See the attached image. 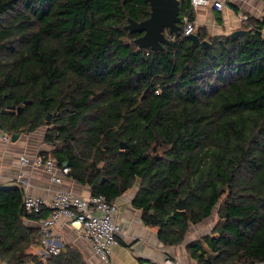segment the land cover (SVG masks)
<instances>
[{
  "label": "trees",
  "instance_id": "trees-1",
  "mask_svg": "<svg viewBox=\"0 0 264 264\" xmlns=\"http://www.w3.org/2000/svg\"><path fill=\"white\" fill-rule=\"evenodd\" d=\"M179 2V36L154 52L125 28L150 17L147 0H0V130L42 129L43 160L67 163L109 202L136 187L132 207L164 247L214 218L186 246L196 264H261L264 24L250 19L239 37L196 29L210 46L195 47L183 36L191 0ZM24 195L0 187V262L87 264L74 245L46 260L32 252L43 236L26 221L48 210L28 213Z\"/></svg>",
  "mask_w": 264,
  "mask_h": 264
},
{
  "label": "crops",
  "instance_id": "crops-1",
  "mask_svg": "<svg viewBox=\"0 0 264 264\" xmlns=\"http://www.w3.org/2000/svg\"><path fill=\"white\" fill-rule=\"evenodd\" d=\"M213 1H224L225 8L217 11L211 4L193 10L196 28L202 30L204 34L231 35L234 31L245 30L243 23L249 22L250 19L264 24V0H211ZM32 134L22 135L18 142L13 143L11 136L7 134L9 140H5L6 134L0 130V187H18L23 189L25 194L41 197L48 202L58 191H71L83 196L91 194L87 186L80 185L70 176L59 173L63 179L62 183L55 184L43 167L21 165L22 156L32 158L48 149L40 138L39 142L33 139ZM137 191L135 187L114 202L118 210L115 219L121 226L122 234L118 237L119 244L112 249L109 264H165L167 256H172L180 264H196L186 253V246L193 241L190 233L187 236L189 242L186 240L181 246L167 248L159 242L157 230L143 224L140 211L132 207ZM47 213L48 217L50 211ZM26 223L41 230L38 222L27 220ZM211 225V222H205L198 225L196 230L200 231L204 227L207 231ZM40 233L43 234L42 230ZM49 233L62 246L65 244L76 246L87 264H105L95 255L91 243L83 233L75 230L65 219H61ZM34 248L33 251H36ZM42 249L41 247L38 251L42 252Z\"/></svg>",
  "mask_w": 264,
  "mask_h": 264
},
{
  "label": "built area",
  "instance_id": "built-area-1",
  "mask_svg": "<svg viewBox=\"0 0 264 264\" xmlns=\"http://www.w3.org/2000/svg\"><path fill=\"white\" fill-rule=\"evenodd\" d=\"M211 4L217 11H222L225 8L224 1L191 0L192 10L208 7ZM183 21V36L188 37L195 34L197 22L195 20L190 21L189 17H185ZM5 140H9L7 134ZM20 163L23 167H43L55 184L62 183L63 179L60 174L69 176L71 172L68 166L59 168L53 159L44 161L40 153L32 158L26 155L22 156ZM114 202H109L104 195L89 194L83 196L71 191L56 192L50 202L41 197L25 194L23 205L28 213L41 215L45 210L50 211L48 217L38 221L43 233L42 260H46L51 255L60 254L63 246L59 244L58 240L51 237L49 230L61 219H65L75 230L82 232L83 236L89 240L95 255L105 264H109L112 249L119 244L118 237L122 234L121 226L115 219L118 210ZM165 264L180 263L172 256H167Z\"/></svg>",
  "mask_w": 264,
  "mask_h": 264
},
{
  "label": "water",
  "instance_id": "water-1",
  "mask_svg": "<svg viewBox=\"0 0 264 264\" xmlns=\"http://www.w3.org/2000/svg\"><path fill=\"white\" fill-rule=\"evenodd\" d=\"M150 4V17L143 22L129 20L125 27L131 34H140L141 36L135 40V44L140 49H150L151 51H163L165 46L170 45L172 36H179L182 19L180 17V2L179 0H147ZM168 31V33H166ZM247 33L245 30L234 31L231 36L239 37ZM195 47L207 48L210 46L208 41L200 40L197 34L188 36ZM31 101H26L25 105H30ZM10 110H16L19 114L22 113L23 107L16 108L12 106ZM3 113H7L5 110ZM51 120V115L47 116V121ZM7 134V131H4ZM21 133L11 135V142L16 143L21 138ZM121 148H127L126 143H121ZM67 166V163L65 164ZM104 181V180H103ZM179 211L187 209V199H180L177 202Z\"/></svg>",
  "mask_w": 264,
  "mask_h": 264
},
{
  "label": "rangeland",
  "instance_id": "rangeland-1",
  "mask_svg": "<svg viewBox=\"0 0 264 264\" xmlns=\"http://www.w3.org/2000/svg\"><path fill=\"white\" fill-rule=\"evenodd\" d=\"M41 130L38 131V132H34L32 134L33 139H35L38 142H39V138L44 142V138H43L44 137V134H43V132L41 133ZM48 160H50V159H48ZM208 222H211L212 225L207 228L208 229L207 231H205L204 227H202V230H200V231L196 230L198 226L191 227V230L189 232L190 233L189 236H193V238L191 237V239H193V241L200 240L203 236L208 235V234L211 233L210 229H211L212 226H214L215 220H214V218H212ZM187 241L189 242V240H187ZM34 249H36V251H33V249H32V252L35 255L39 256L42 259L41 252L38 251V249H41V247L40 246H37ZM0 264H5V263L4 262H0Z\"/></svg>",
  "mask_w": 264,
  "mask_h": 264
}]
</instances>
